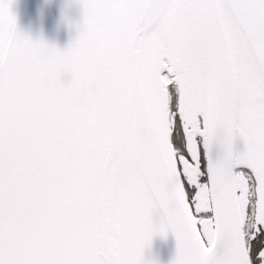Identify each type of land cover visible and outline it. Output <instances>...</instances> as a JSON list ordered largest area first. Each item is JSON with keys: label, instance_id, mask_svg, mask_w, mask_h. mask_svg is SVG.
<instances>
[{"label": "snow or ice", "instance_id": "1", "mask_svg": "<svg viewBox=\"0 0 264 264\" xmlns=\"http://www.w3.org/2000/svg\"><path fill=\"white\" fill-rule=\"evenodd\" d=\"M14 2L0 64L40 47L96 86L54 122L0 103V264H156L169 233V264H264V0H76L63 50Z\"/></svg>", "mask_w": 264, "mask_h": 264}, {"label": "clouds", "instance_id": "2", "mask_svg": "<svg viewBox=\"0 0 264 264\" xmlns=\"http://www.w3.org/2000/svg\"><path fill=\"white\" fill-rule=\"evenodd\" d=\"M61 20L67 17L62 15ZM75 70V62L62 56L50 57L44 49L33 47L25 58L0 64V103L9 116L24 122L66 118L69 106L86 99L96 86L87 77H77Z\"/></svg>", "mask_w": 264, "mask_h": 264}, {"label": "water", "instance_id": "3", "mask_svg": "<svg viewBox=\"0 0 264 264\" xmlns=\"http://www.w3.org/2000/svg\"><path fill=\"white\" fill-rule=\"evenodd\" d=\"M11 10L16 17L18 31L32 40L43 39L61 50L70 40L75 39L76 25L82 19L80 5L76 0H15ZM62 15L67 17L64 22L61 20ZM98 179V176L86 177L84 183L87 186ZM155 219L158 221V217ZM167 237L174 258L176 241L171 233Z\"/></svg>", "mask_w": 264, "mask_h": 264}, {"label": "bare ground", "instance_id": "4", "mask_svg": "<svg viewBox=\"0 0 264 264\" xmlns=\"http://www.w3.org/2000/svg\"><path fill=\"white\" fill-rule=\"evenodd\" d=\"M170 246L168 237L162 238L159 235L155 236L152 240L151 246L146 248V260L155 261L156 264H169L173 259V253Z\"/></svg>", "mask_w": 264, "mask_h": 264}]
</instances>
